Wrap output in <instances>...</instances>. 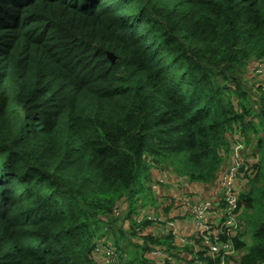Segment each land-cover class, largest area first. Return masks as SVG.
I'll use <instances>...</instances> for the list:
<instances>
[{
    "label": "trees",
    "instance_id": "trees-1",
    "mask_svg": "<svg viewBox=\"0 0 264 264\" xmlns=\"http://www.w3.org/2000/svg\"><path fill=\"white\" fill-rule=\"evenodd\" d=\"M251 61L264 62V0H0V264H94L101 224L135 212L151 170L214 185L232 134L255 149L236 180L253 234L248 247L246 231L221 236L240 253L225 262L264 264V86L243 88ZM169 234L143 250L216 264L192 246L177 257Z\"/></svg>",
    "mask_w": 264,
    "mask_h": 264
},
{
    "label": "rangeland",
    "instance_id": "rangeland-1",
    "mask_svg": "<svg viewBox=\"0 0 264 264\" xmlns=\"http://www.w3.org/2000/svg\"><path fill=\"white\" fill-rule=\"evenodd\" d=\"M251 64L252 61L249 62L247 65L251 66ZM246 67L247 69L242 75L241 82L244 86L243 88L245 89V91H247L249 95L255 96L256 93L255 91L259 86V84L262 83L261 80L263 81L264 75L263 76L255 75L254 69H249L248 66ZM236 98H237L236 96L233 97L234 103H236L237 101ZM254 151L255 149L248 148L247 146L246 150L244 151V154H246V156H252ZM230 153L231 151L229 152V157L225 161V164L223 165L221 172L226 170L230 166L232 160ZM148 175H149V180H146L145 182L143 181L142 186L139 189H137L138 194L136 196L137 201L135 202V212L130 214L129 209L127 208L122 212L119 211V213L114 217H108L106 219V223L104 221L101 224V226L103 227L101 231H103L104 239H106V241L111 243L113 246H119L121 250L125 251L126 253L125 256L121 259L123 261L120 264H127V263L138 264L142 254L144 255V258L146 257L145 259L148 261V263L145 264H167L166 261H164L165 258L158 257V259H154L151 255V252L158 250L164 256L165 255L171 256L167 252L165 246L150 244L149 245L150 251L148 250L144 251L143 248L147 247V243L145 242L144 238L146 236H150L152 238H158V236L160 238L166 237L169 231H171L170 225L175 226V222L170 220V218L166 215L167 210L171 211L177 208L180 209L181 206L184 207L183 202L186 203L187 201L190 200L191 195H189V192L187 191V188L190 185H187L188 183H186L185 181L179 180L177 175L174 172H172L170 169L163 168L161 170V173L159 172L157 173L156 170L153 169V171L151 170L148 173ZM159 175L162 176L164 182L160 183L158 188L154 190L150 186L155 181L156 179L155 177H158ZM215 188H217V185L207 186L206 189L202 190V196L206 197L205 198L206 200L210 199L212 196L215 197V191H216ZM246 190L248 191L249 187H246ZM152 213L154 214L156 213V214L153 217V219L155 220L152 221L151 227L137 228L136 230L133 228L129 229L131 228L132 225L134 226V224L130 222H133L135 219H137L140 216H144V217L146 215L151 216ZM240 216H241V212H240ZM241 217L244 219V214H242ZM129 218H133V219L129 220ZM185 220H187L192 224L193 219L190 215H186ZM125 222L127 226L125 225ZM108 225H113V226L109 227ZM157 230H159L158 234H157ZM252 234H253V230L249 228L248 232L244 237V241L247 247L252 244ZM174 243L178 247V253H176L177 257H180L182 254H184L185 251L183 250V248L187 246L188 247L192 246V242H188V240L185 243H181L178 239H175ZM180 251H184V252H180ZM170 262H171L170 264H178L176 258L172 256Z\"/></svg>",
    "mask_w": 264,
    "mask_h": 264
},
{
    "label": "built area",
    "instance_id": "built-area-1",
    "mask_svg": "<svg viewBox=\"0 0 264 264\" xmlns=\"http://www.w3.org/2000/svg\"><path fill=\"white\" fill-rule=\"evenodd\" d=\"M253 65V66H252ZM255 75H264V62L252 63ZM261 84L264 86V79L261 80ZM232 147L230 156L232 158L230 166L221 172L218 178L216 191L218 196L210 199H200L192 201L191 199L184 206L188 209V214L193 219L194 233L200 238L199 245L196 246L192 243V247L196 253H201L213 263L226 264L225 260L229 258L238 259L240 253L234 251L230 241L224 242L221 240V236H227L233 238L238 233L244 232L245 226L240 219V209L238 203V191L241 189L240 185L236 182L238 174L240 173L243 163L245 144L242 139L237 135L232 134ZM163 182V178L159 181ZM155 190L157 185H153ZM184 201V200H183ZM182 208V206L180 207ZM119 211L115 212V216ZM153 215L145 216L149 221H154ZM171 226V233L174 234L175 239H178L181 243L187 242L184 237L180 235L174 225ZM106 241V240H105ZM103 240H99L93 251L94 264H119L121 259L125 256L124 253L115 249L111 243H105ZM152 257L165 258L166 262L171 261V256H164L160 251L156 250L151 252ZM205 260H199L196 257L195 264H207ZM171 263V262H170ZM183 264V263H180Z\"/></svg>",
    "mask_w": 264,
    "mask_h": 264
},
{
    "label": "crops",
    "instance_id": "crops-1",
    "mask_svg": "<svg viewBox=\"0 0 264 264\" xmlns=\"http://www.w3.org/2000/svg\"><path fill=\"white\" fill-rule=\"evenodd\" d=\"M168 184H170V183H168ZM208 186H210V185H208ZM206 187L207 186H204V185H198V186H191L190 185L187 188V191L189 192V194L192 192L190 194L191 195L190 196V199L192 201H197V200H200V199H205L206 197L202 196V190L206 189ZM215 195L217 196V191H215ZM166 215L170 218V220H172L173 222H175V227L174 228L176 230H178V232L180 233V235L182 237H184V239L186 241L189 240L188 237L191 236V234L193 233V227L194 226H193V222L191 224L190 222H188L187 220H185V216L186 215H189L188 214L187 207L184 206V207H182L180 209L177 208V209L171 210V211L167 210ZM158 231L159 230H157V234H158Z\"/></svg>",
    "mask_w": 264,
    "mask_h": 264
},
{
    "label": "water",
    "instance_id": "water-1",
    "mask_svg": "<svg viewBox=\"0 0 264 264\" xmlns=\"http://www.w3.org/2000/svg\"><path fill=\"white\" fill-rule=\"evenodd\" d=\"M108 59L113 63L115 62V57L112 54H108Z\"/></svg>",
    "mask_w": 264,
    "mask_h": 264
}]
</instances>
